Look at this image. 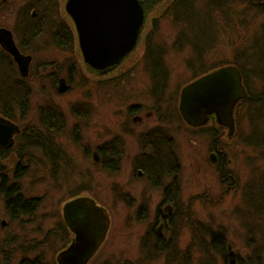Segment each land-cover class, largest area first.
I'll use <instances>...</instances> for the list:
<instances>
[{"label":"rangeland","instance_id":"1","mask_svg":"<svg viewBox=\"0 0 264 264\" xmlns=\"http://www.w3.org/2000/svg\"><path fill=\"white\" fill-rule=\"evenodd\" d=\"M9 1L12 2L14 13L9 17V12L1 8L0 27L11 25L14 29H20V25H17L19 11H23L30 0ZM143 1L147 10L146 22L137 47L119 64L118 69L105 77L107 81L100 80L104 78L102 75H95L88 70L71 19V23H68L71 31L75 32V46L69 52L70 61L67 60V49L60 50L56 44V23L47 24L43 35L28 51L33 54V63L26 84L31 87L32 93L30 110L24 123L36 122L40 102L52 99L60 104L69 119L67 132L59 139L67 156L66 165L62 170H50L48 165L52 163L51 156L44 157L43 163L36 157L35 163H39V166L34 167L23 179V191L27 196L42 199V206L40 211H36L35 217L19 215L12 219L0 195L1 237L8 234L10 237L19 236L26 244L32 236L37 235L41 243H45L46 231L55 225L54 222L57 223L60 216L63 218V208L72 194L89 187L88 191H81L79 196H90L98 204L104 205L111 218L107 243L99 250L96 262L113 261L106 258L139 261L138 257L142 256L141 233L152 224L155 209L160 203L158 191L149 186L146 178H139L137 171H133L136 164L133 163V156L139 146L135 140L139 139V132L156 126L157 113H171L178 109L182 88L199 73L198 64L194 67L190 65L198 54L202 56L207 72H211L216 65L226 66L234 62L243 64L250 77L249 83L254 82L252 92L264 90V78L253 79L256 71L264 70V9L249 6L259 3L264 6V0H241L238 7L232 8L234 13L229 18V25L224 21L225 15L220 13L227 12V5L216 8L212 16L214 28L202 26L191 33L196 34L195 41L200 44L216 41L204 54L189 41L184 23L176 20V12H166L172 0ZM60 2L64 14L68 0ZM207 2L200 0L194 5L201 19L207 14ZM0 50V73L19 78L17 68L9 65L7 56ZM146 50L153 51V55L157 56L155 58L169 71L167 86L163 91L166 96L162 100L159 99L161 92H153L152 89L151 62L143 58ZM41 64L45 68L39 77L38 67ZM73 66L72 88L59 93L57 78L67 77ZM116 73L122 77L109 80ZM133 104L138 105L140 111L137 114L144 117L143 124L133 122L129 109ZM159 105H162L160 110ZM258 111L262 112L261 116L253 118L257 119V125L261 128L252 132L254 126L248 115ZM238 112L241 117L235 137L229 139L227 134L222 133L217 136L221 147H225L228 153L229 164L226 165L224 177L220 166L209 159L212 141L209 138L202 140L197 135L209 131L192 130L177 120V116H171L173 119L162 125L171 130L179 144V177L184 213L177 223V230L181 249L194 256L191 264H231L230 257L229 261L224 257L228 252L220 253L206 248L211 246L209 237L213 231L227 234L225 246L232 243L235 264H264V110L255 104H245L242 112ZM253 122L255 125L256 122ZM121 132H132L133 137L127 138L122 169L111 173L95 163L93 152L98 150V145L104 140L120 135ZM11 161L8 172L13 177L15 165L21 160L16 157ZM23 162H27V158ZM33 173L37 174L34 180L39 183H30ZM229 175L232 176L228 180L224 179ZM144 202L147 207L140 211L139 207ZM3 221H6L9 231L1 226ZM38 224L37 233L32 226ZM194 227L203 233L204 249L197 237L201 233ZM53 241L44 244L39 251H45L50 264H57L55 254L61 241ZM7 249L14 258L19 257V253L14 251L19 248ZM17 261L18 258L12 264H17ZM163 262V259H158L154 264Z\"/></svg>","mask_w":264,"mask_h":264},{"label":"flooded vegetation","instance_id":"2","mask_svg":"<svg viewBox=\"0 0 264 264\" xmlns=\"http://www.w3.org/2000/svg\"><path fill=\"white\" fill-rule=\"evenodd\" d=\"M60 1L64 0H30V2H28V4L24 7V10L21 11V9L19 11L20 15H18L19 18L17 20V25H20V29H18L17 27L16 29H14L13 27H11V25H3L2 27H0V49H2L7 56L9 65L11 67L15 66V68H17L20 76H18L17 73L16 75L23 79V82H27L29 80L31 74V66L33 63V54L29 53L28 51L32 49L36 41L39 40V37L43 35L44 27L51 22L59 23V25L61 26V28L59 27L60 31L56 30L55 32L56 44L60 50L62 49L63 51H66L67 49V60H71V58H69V52L71 50L73 51L75 46V32L71 31V28L69 26L70 24L68 22H70V19L72 20V18L67 12V9L66 12L64 11V14L61 11ZM1 8L3 9V11L5 8V10L9 12V17L14 13V7L12 5V2L9 0H0V9ZM60 36L62 39L61 44L57 42V38ZM8 40H10L11 44L16 46L17 50L19 51V56L22 57L25 62H27L28 72L26 75L22 74L21 66L18 60H16L15 55L8 50ZM147 51L151 52V55L148 58H146ZM152 55L153 51L146 50L143 58H145V60L147 61H150ZM44 66V64H41L38 67L39 77L42 76L41 72L44 70ZM87 66L88 70L92 71L93 74L102 75L104 77L100 80L107 81L108 79H105V77H107L111 72H114L116 69H118L119 64L104 70L95 69L89 64H87ZM149 66L152 70L151 83L153 84V92L155 90L160 91L161 93L159 94V96L161 97H159V99L162 100V97L164 99L166 96L163 91L167 86V76L169 75V71L163 64H154L151 62V65ZM214 70L215 69H213L212 71ZM73 71L74 66L68 71L67 77L63 76L57 78V91L59 93H65L72 88L74 77ZM209 73L210 72H206L199 76H196L191 82ZM120 77H122V75L119 76L118 73H116L109 77V80L120 79ZM191 82H188V84H190ZM62 83H64V87H67V90L64 92L60 91ZM253 84L254 82H252V84L248 88L244 83L249 97L240 100L235 107L234 130H232L228 125L222 123L218 118V115H216L215 113L208 114L205 117V120H203L204 118H202L198 125L189 123L181 111V95L183 88L186 86L185 85L180 93L179 103L177 107L178 109H174L173 111H171V113H169L168 111H165L164 113H157L156 116L158 117V122L156 123V126L139 132V139L137 138L135 140L139 144V146L137 153L133 156V163H136L133 171H137V175L139 176V178H146L149 186L158 191V195L160 197V203L155 209L152 224L141 233L142 239L140 248L142 251V256L138 257L137 260L139 261H134L130 258H123L122 260L106 258L113 261H105L103 263L96 262L99 250H101L105 243H107V238L109 236L108 231L101 247L90 258L88 264H154L158 259H163V264L192 263L194 256L193 254L183 252V250L181 249L179 242V232L177 230V223L180 219H182V214L184 213V211L182 210L183 204L181 202L182 186L179 177V172L181 169V160L178 154L179 144L177 143L176 136L172 134L171 130L163 127L162 125L168 123L171 119L177 116V120L182 121V123L184 122L192 130L195 129L198 131H209L208 133H197V135L202 140L209 138L212 141V145L210 146V148L212 149L209 152V159L215 165L220 166L219 168L221 170L222 177H224L225 168L227 163L229 162L228 153L225 147H221L220 143L217 140V136L221 135L222 133V135L227 134L229 139L235 137L238 130V116H241V113H239L238 111L240 110V112H242L243 105L255 104L260 107V110H264V92L262 95L260 94L259 97H256V95L255 97L250 95ZM28 87L29 92L32 93L31 87ZM29 98L31 101V95H29ZM163 102L166 101L163 100ZM129 109L131 111V114L133 115V122L135 124H143L144 117L137 114V111H140L138 110V105L133 104ZM158 109H162V105H159ZM172 112H174V114ZM171 116L173 118H171ZM248 116H251V113ZM26 117L22 114L15 115L14 118L8 117L2 112L0 106V121H6L14 127V132L11 136V143L7 145H0V175L3 172L6 173V178H8V180L10 181L14 180L15 175H13L12 177L8 172L10 168L9 163H12L11 159H14L16 157H19V160L21 161L16 163L14 171L19 170L20 165L26 166L27 163H35L36 157H38V159L40 158L39 162L41 161L43 163L45 161V159H43L44 157L51 156L52 163L48 165V168L50 170L58 168L62 170V167L66 165L65 161L67 156L64 152V149L61 147L59 139L65 136V133L67 132L69 127L67 112L62 109L60 104L56 103L52 99H47L38 104V117L36 119V122L30 121L29 123H24V121H26ZM131 134L132 132H121L120 135H116L111 139L104 140L102 144L98 145V150L93 152V159L95 163L98 164V166H100L103 170L109 171L111 173H115L122 169V163L124 162L123 160L127 147V138L130 136L133 137V135ZM39 151L41 152V155L38 156ZM29 152H32L33 154H29ZM26 158L27 162L24 163L23 159ZM38 166L39 165L35 167ZM32 168L34 167L32 166ZM231 176L232 175H229L224 179L228 180ZM88 188L87 190H85L86 187H84L83 190L76 191L72 194L71 198L68 201L73 200L77 197H81L79 196L80 192L88 191ZM24 193L27 196L26 192ZM146 207L147 205L144 202L140 205L139 210L142 211ZM9 214L11 215L12 219L19 217V215L15 216L11 213ZM185 214L187 215L186 211ZM63 220L65 221L64 215ZM1 226L4 230L9 231V226L6 224V221H3ZM66 226L68 228V232L67 234L61 236L57 233L50 234V229L56 227L55 225L51 226V228L46 231L50 232L45 234V243H41L42 240H39V236L37 237V235L32 236L26 244L19 236L10 237V235L8 234L7 236L1 237L0 235V264H12L13 260L17 258V264H39V262L42 264H50L48 257L45 255V251H39V249L44 244L48 245L50 243H53L54 239H59L61 241V246L55 254V260L57 261V264H59V253L68 248L73 243L76 237L75 233L69 228L67 223ZM32 227H34L35 232L38 233L39 224L33 225ZM194 229L197 230L195 227ZM197 231L201 233V235H199L198 233L197 237L199 238V242H201L202 249H204L205 246L203 245L204 243L202 238L203 233L200 230ZM226 236L227 234L225 232H211L209 237L211 246L206 248H212V250L220 253L223 251L228 252L224 255L225 260L227 261L228 259L229 261L230 257L231 264H235L236 262L234 258L235 255L232 250V243L228 244L227 247L225 246ZM34 237L36 238L33 239ZM219 243H221L222 245V250H220ZM8 247H10V250H13V247L19 248L14 250L15 253H19V257L14 258L12 253H10L7 249Z\"/></svg>","mask_w":264,"mask_h":264},{"label":"water","instance_id":"3","mask_svg":"<svg viewBox=\"0 0 264 264\" xmlns=\"http://www.w3.org/2000/svg\"><path fill=\"white\" fill-rule=\"evenodd\" d=\"M66 9L74 22L84 61L103 70L120 64L134 51L147 12L143 0H68ZM7 48L26 75L28 64L10 40ZM63 85L61 92L67 90ZM247 97L240 69L236 65H226L183 88L181 111L194 125L215 113L222 123L234 130L235 107ZM13 132V125L0 121V145L10 144ZM63 215L76 237L59 253V264H88L109 231L111 218L107 208L92 197L81 196L65 204Z\"/></svg>","mask_w":264,"mask_h":264},{"label":"trees","instance_id":"4","mask_svg":"<svg viewBox=\"0 0 264 264\" xmlns=\"http://www.w3.org/2000/svg\"><path fill=\"white\" fill-rule=\"evenodd\" d=\"M198 1L200 0H172V2L169 4V6L166 9L167 10L166 12H169L171 10L172 11L174 10V12H176V20L181 22L182 24L184 23V28H185L184 31L187 33L189 37V41L192 43L195 49L199 48L201 51V54H204L206 50L213 47V44L216 41H209L207 44L206 42L203 44H200L197 41H195L196 34L192 35L191 33L195 32L194 29H198L199 27H202V26L209 27L210 29L214 28L213 23H215V21L213 19L214 17L212 16L215 14V9L218 7H224L226 5H227L226 7H228L227 12H220V13L222 15H225L224 21L226 24L229 25V22H230L229 18L234 13L232 8L235 9L236 7H238L239 3H241V0H208L207 2L208 7L206 8L207 10L206 15H210V17L208 18L205 15L204 16L205 18H202V19L198 16L199 12L196 13L194 9V5ZM249 6L251 7L257 6L261 10L262 8L264 9V6L263 5L261 6L260 3L259 5L251 4ZM245 7H246V4H245ZM51 23L55 25V22H51ZM56 27H58L57 31L59 30V27L61 28L59 23H56ZM223 29H226V27L223 26ZM223 29L221 28V30ZM57 42L60 44L62 43L61 36L57 38ZM210 44L211 46L209 47ZM150 49H153V48L150 46ZM150 55H151V52L147 51L146 58H148ZM155 57L157 56L152 55V58H150V62L154 64H163V63H160L159 62L160 60L156 59ZM234 63L237 64L238 67L241 69V72L244 77V83L249 88L251 85L249 83L250 77H248L244 65L243 64L241 65L239 62H234ZM195 64H198V66L201 67V68H198L199 73L197 74V76L203 73H206L208 71L206 70L207 68L204 65L203 58L200 54L194 57V61L190 65L191 67H194ZM220 66L222 65H216L213 69L218 68ZM259 72L256 71L254 73L253 79L258 80V79L264 78V70L262 72L261 71ZM263 92L264 91H262L261 89L258 90V93H254L250 91V95L253 97H255V95L256 97H259L260 94L261 95L263 94ZM29 95H30L29 87L26 85V82H23V79H21L20 77L17 79L14 77L12 78L11 75H3L0 73V106H1L2 112L5 115H7L8 117L14 118L15 115L22 114L23 116L26 117V115H28L29 110H30ZM261 113H262L261 111L252 113L251 116H249L248 118L252 122V125L254 126V129L252 132H255L256 128L257 129L261 128L259 125H257V122H256L257 119L253 118L254 116H261ZM240 117L241 116H238V120ZM253 121L256 122L255 125ZM29 154H33V153L29 152ZM37 165H39V163H27L26 166L20 165L19 170L14 171L15 178L12 181L6 178V173L3 172L0 175V194L2 195L5 201L8 212L11 213L12 215H15V216L26 215L28 217L29 216L35 217V215L37 214L36 211L38 209L40 211V208L42 206L41 204L42 200L37 197L35 198L28 197L25 195L23 191L24 190L23 179L32 172V169H33L32 166L35 167ZM36 175H37L36 173H33V177L30 183H36V181L34 180ZM87 188L88 187H86L85 190H87ZM54 223L56 227L50 229L51 231L50 234L57 233V234H60V236L67 234L68 228L62 216L58 218L57 223L56 222ZM50 231L46 232V234L49 233ZM219 245H220V250H222L221 243H219ZM39 264H42V263L39 262Z\"/></svg>","mask_w":264,"mask_h":264}]
</instances>
